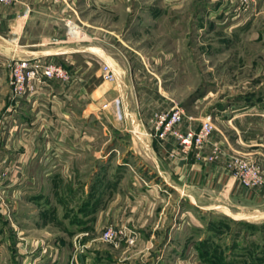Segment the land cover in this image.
Returning a JSON list of instances; mask_svg holds the SVG:
<instances>
[{"label":"crops","instance_id":"0c3cea01","mask_svg":"<svg viewBox=\"0 0 264 264\" xmlns=\"http://www.w3.org/2000/svg\"><path fill=\"white\" fill-rule=\"evenodd\" d=\"M79 1L87 10L77 41L64 38V22L79 18L71 14V0L0 5V192L14 243L9 253L22 264H187V244L203 237L202 215L217 211L222 187L228 194L236 188L230 155L246 150L245 136L214 131L211 142L223 155L212 164L203 160L210 146L202 157H182L175 143L159 142L151 122H139L141 106L128 100L134 96L128 80L135 78L130 59L122 55L127 66L119 72L105 62L117 34L103 19L117 0ZM94 15L100 21H89ZM16 60L60 64L71 79L37 84L32 95L14 99L7 66ZM102 64L110 66L114 82L102 79ZM115 99L118 121L113 104L101 111ZM110 226L132 232L134 246L100 245ZM77 242L94 249L73 258Z\"/></svg>","mask_w":264,"mask_h":264},{"label":"rangeland","instance_id":"374dc122","mask_svg":"<svg viewBox=\"0 0 264 264\" xmlns=\"http://www.w3.org/2000/svg\"><path fill=\"white\" fill-rule=\"evenodd\" d=\"M74 1L70 2L71 14L76 16L74 11H77L79 18L76 16L64 22V38L77 41L83 13L87 9L81 1ZM119 1L108 3L107 18L103 19L107 27L111 26L117 34L116 37L111 36L116 49L106 50L110 59L107 58L105 62L112 64L119 72L117 67L127 66L122 55L130 59L127 69L132 70L135 78L128 80L129 93L134 94L128 100L131 99L133 105L137 101L143 109L145 114L140 112L139 122L143 117L151 122L156 114L179 108L186 116L183 129L197 130L201 121L210 117L212 132L221 130L236 138L240 134L245 136L244 153L233 152L230 155L229 164L236 188L228 194V189L222 187L217 211L212 215H202L203 237L187 244V250L192 254L191 259L187 255L185 262L264 264V0H248V4L238 0ZM91 5V11L99 12L97 5ZM161 10L163 13L158 14ZM94 17L89 21H100L98 16ZM69 22L76 28V32L72 30V35L68 33L72 29ZM14 62L7 66L10 80V66ZM98 66H91L89 70H95ZM32 82L26 96L35 92L38 83ZM135 92L138 100L135 99ZM112 102L104 104L101 111H109ZM114 116L117 121L120 120L115 111ZM189 117L192 120H188ZM194 123L199 124L196 129L192 126ZM95 135L105 137L102 133ZM167 142L175 143L176 153L185 156L177 142ZM235 144L242 147L240 141ZM208 146L211 147L210 153L203 155ZM214 146L219 148L220 154L216 160L209 162L207 158ZM222 150L220 146L212 144L210 137L209 144L200 150L199 156L203 155L206 163H216L223 155ZM196 151L192 149L189 154L196 155ZM236 160L256 165L263 184L251 189L244 188L236 177ZM4 206L0 192V264H22V258L16 253H9L14 243L9 244L12 232L5 221L7 214ZM100 236V245L113 249L121 248L123 244L125 248L135 244L129 245L123 241L113 246L103 243ZM71 245L73 258L86 256L94 249L84 242ZM39 251L40 246L34 254ZM33 261L35 264L37 260H31V263ZM48 262L37 261V264Z\"/></svg>","mask_w":264,"mask_h":264},{"label":"built area","instance_id":"2783aa9c","mask_svg":"<svg viewBox=\"0 0 264 264\" xmlns=\"http://www.w3.org/2000/svg\"><path fill=\"white\" fill-rule=\"evenodd\" d=\"M16 0H0V5L9 6ZM232 1V0H229ZM242 4H248V0H238ZM70 23V22H69ZM69 30V34H74L72 30L76 32V28L73 23ZM11 91L14 98L26 96L30 92V83L36 82L38 84H44L46 81H59L64 84L68 83L71 79L70 73L63 68V66L54 63L39 64L28 63L23 60H16L11 66ZM102 79L106 82H113L115 76L110 66L104 64L101 67ZM1 74V69H0ZM32 82V83H33ZM115 113L118 119L122 118L121 114V102L119 99H115L112 102ZM184 111L176 108L170 112L156 114L151 124L155 137L160 142H167L172 140L182 148V153L186 156L189 152L197 150L196 156H199L200 150L209 144L211 134L213 133V126L210 121L211 118L207 117L204 121H201L200 127L197 130L191 128L183 129V120L185 118ZM192 120V118H188ZM194 152V151H193ZM220 150L214 146L211 155L207 158L209 162H212L218 158ZM235 173L239 183L246 189L258 187L263 184V178L258 170L257 166L244 161H235ZM100 240L103 243L117 246L121 242H126L129 245L135 243V235L128 231L126 228L107 227L100 236Z\"/></svg>","mask_w":264,"mask_h":264}]
</instances>
